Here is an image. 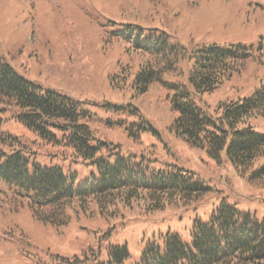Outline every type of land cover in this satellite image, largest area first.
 I'll use <instances>...</instances> for the list:
<instances>
[{"label": "rangeland", "instance_id": "374dc122", "mask_svg": "<svg viewBox=\"0 0 264 264\" xmlns=\"http://www.w3.org/2000/svg\"><path fill=\"white\" fill-rule=\"evenodd\" d=\"M127 26L143 35L164 32L170 44L188 50L212 44L247 47L249 58L239 71L214 90L194 96L197 106L214 113L222 103L250 97L264 80V0H0V61L44 90L90 105L99 117H116L103 108L107 103L134 108L136 115L122 117L135 123L132 130H138L141 122L147 129L134 135L99 129L104 139L119 145L125 156H143L150 170L190 171L209 191L187 207L150 212L144 204H134L115 217L74 215L67 225L56 227L34 219L27 207L10 210L7 187L0 181V264L82 259L99 251L105 259L107 249L118 245L128 250L124 264H138L145 243L159 235L175 234L189 243L195 220L206 222L222 201L264 221V184H251L239 176L224 154L214 159L176 136L161 86L151 85L143 95L135 93L131 81L142 60L135 51H127L132 50L129 43L120 41L119 33ZM119 65L130 67L131 74L118 88ZM178 68L163 81L187 86V62ZM2 118V131L31 142L38 163L76 173L75 188L96 174L92 165L60 158L57 147L37 145L38 138L10 114ZM251 127L264 134V116L252 119Z\"/></svg>", "mask_w": 264, "mask_h": 264}, {"label": "trees", "instance_id": "16d2710c", "mask_svg": "<svg viewBox=\"0 0 264 264\" xmlns=\"http://www.w3.org/2000/svg\"><path fill=\"white\" fill-rule=\"evenodd\" d=\"M129 27L119 35L120 41L130 44L132 50L127 51H135L142 60L131 81L135 93L143 95L151 85L161 86L163 101L174 116L171 129L176 136L205 149L214 159L224 154L239 176L251 184H264V134L251 127L252 119L264 116V80L250 97L222 103L214 113L194 100L239 71L249 58L248 48L212 44L188 50L170 44L164 32L143 35ZM180 62H187L188 85L166 84L164 75L177 74ZM130 71L119 65L121 77L115 87L124 86ZM89 106L32 84L0 61V181L7 187L10 210L27 207L34 219L62 227L74 215L115 217L134 204H144L150 212L187 207L209 191L190 171L150 170L143 156H125L119 145L104 139L99 129L128 130L133 135L147 129L141 122L138 130H132L135 123L122 117L136 115L134 108L107 103L103 108L116 117L102 118ZM7 114L38 138L37 145L57 147L60 158L94 166L91 181L75 188L76 173L38 163L31 142L2 131V116ZM100 254L35 264H124L128 258L127 248L121 245L107 249L105 259ZM138 264H264V221L222 201L206 222L195 220L189 243L175 234L159 235L145 243Z\"/></svg>", "mask_w": 264, "mask_h": 264}]
</instances>
